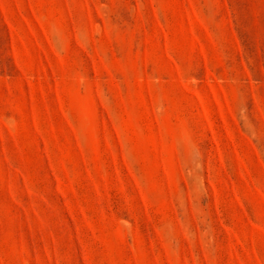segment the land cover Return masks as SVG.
<instances>
[{
	"label": "rangeland",
	"instance_id": "rangeland-1",
	"mask_svg": "<svg viewBox=\"0 0 264 264\" xmlns=\"http://www.w3.org/2000/svg\"><path fill=\"white\" fill-rule=\"evenodd\" d=\"M0 264H264V0H0Z\"/></svg>",
	"mask_w": 264,
	"mask_h": 264
}]
</instances>
